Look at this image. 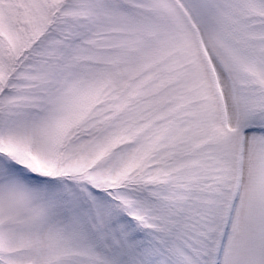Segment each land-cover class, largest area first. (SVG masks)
<instances>
[{"label":"snow or ice","instance_id":"6c2138e0","mask_svg":"<svg viewBox=\"0 0 264 264\" xmlns=\"http://www.w3.org/2000/svg\"><path fill=\"white\" fill-rule=\"evenodd\" d=\"M0 264H264V0H0Z\"/></svg>","mask_w":264,"mask_h":264}]
</instances>
